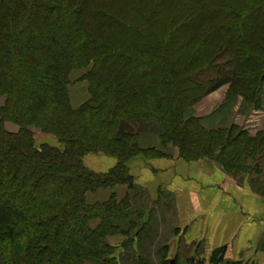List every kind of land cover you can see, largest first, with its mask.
I'll list each match as a JSON object with an SVG mask.
<instances>
[{"label":"trees","instance_id":"1","mask_svg":"<svg viewBox=\"0 0 264 264\" xmlns=\"http://www.w3.org/2000/svg\"><path fill=\"white\" fill-rule=\"evenodd\" d=\"M102 9L114 33L100 27ZM78 70L90 95L80 105ZM225 85L228 98L262 106L264 0H0V264H180L145 195L89 204L87 194L133 185L129 164L159 154L123 132L141 119L188 161L251 170L264 135L186 114ZM93 154L116 165L94 171ZM115 235L126 237L118 247Z\"/></svg>","mask_w":264,"mask_h":264},{"label":"crops","instance_id":"2","mask_svg":"<svg viewBox=\"0 0 264 264\" xmlns=\"http://www.w3.org/2000/svg\"><path fill=\"white\" fill-rule=\"evenodd\" d=\"M228 88L225 85L190 107L187 117L203 118L208 128L236 125L252 136L264 135V98L262 106L256 107L239 95L228 98ZM239 106L241 115L248 114L245 121L234 119ZM156 126L139 132L140 147L159 154L129 164L133 185L101 187L88 192L87 202L145 195L158 211L160 222L165 221L167 227L168 222L174 224L170 257H178L180 264H188L192 258L211 264L212 254L220 248L225 249L220 264H264V149L259 159L250 161L251 170L229 172L216 160L182 158L177 147L164 143L161 128ZM85 163L94 171L106 173L116 160L93 154ZM163 208L165 217L160 213ZM125 239L115 235L108 241L118 247Z\"/></svg>","mask_w":264,"mask_h":264},{"label":"rangeland","instance_id":"3","mask_svg":"<svg viewBox=\"0 0 264 264\" xmlns=\"http://www.w3.org/2000/svg\"><path fill=\"white\" fill-rule=\"evenodd\" d=\"M202 3V2H201ZM104 12L103 14H101V16L99 18H97V21L98 23L100 24V27H102L105 31H107V33L111 34V33H114L117 29H116V26L114 25H111L109 24L105 18L106 15H111V12L108 10V9H102ZM118 48L117 49H123L125 48V45L123 44H120V45H116ZM140 66L138 65L137 66V70L139 69L140 70ZM85 72L83 70H78L75 72V74L73 75V86H72V98H73V101L75 104H82L84 101H86L87 99L90 98V95L88 93V86H87V83L84 79L81 78V76L84 74ZM244 104H246L244 102ZM246 108H248L249 110V106H247ZM243 109V108H242ZM247 116L248 114H245V115H241V107L239 106V108L235 109L234 111V119L239 122V121H245L247 119ZM250 116V115H249ZM233 119V120H234ZM239 120V121H238ZM159 125V123L156 122V120L152 119V120H149V119H141L139 121H132V122H124L123 125H122V129H123V132H132V131H142L144 129H154L156 128L157 126L156 125ZM160 126V125H159ZM39 138H44V139H41V140H45L47 138L46 135H38ZM53 142L54 139H52ZM94 155H97V154H94ZM261 156V154H260ZM259 156V157H260ZM109 157V156H108ZM258 157V159H259ZM113 158V157H112ZM143 158V157H141ZM115 159V158H114ZM117 162V161H116ZM148 207V210L149 211L153 206V204L151 203V201L149 202V200L146 201L145 204H147ZM171 215V214H170ZM167 224H169L170 226H166L165 228L163 229H160V234L164 237H170V238H173L174 234L172 232V229H173V223H170L168 222Z\"/></svg>","mask_w":264,"mask_h":264}]
</instances>
